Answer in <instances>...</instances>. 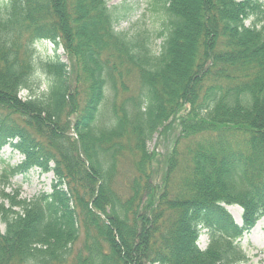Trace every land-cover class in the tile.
Returning <instances> with one entry per match:
<instances>
[{
    "label": "trees",
    "instance_id": "1",
    "mask_svg": "<svg viewBox=\"0 0 264 264\" xmlns=\"http://www.w3.org/2000/svg\"><path fill=\"white\" fill-rule=\"evenodd\" d=\"M109 2L0 0V178L53 173L0 207V264H239L264 216V0H152L159 27L133 32Z\"/></svg>",
    "mask_w": 264,
    "mask_h": 264
},
{
    "label": "rangeland",
    "instance_id": "2",
    "mask_svg": "<svg viewBox=\"0 0 264 264\" xmlns=\"http://www.w3.org/2000/svg\"><path fill=\"white\" fill-rule=\"evenodd\" d=\"M151 2L152 0H110L109 6H117L121 15L115 30L133 32L135 30L147 29L153 31L157 29L161 18L154 11H151ZM159 43L160 40L158 39L153 41L152 49L154 51H158ZM35 53L37 61L46 60L52 57L54 53H57L60 56V60L65 63L69 62L68 55L62 46H58L54 50V46L47 41L37 43ZM45 79L44 73L37 66L32 85V94H38L44 89L42 81ZM27 93V90H22L20 94L25 96ZM177 130L175 125L172 129H168L160 135L155 134L148 142V148L159 153V157L165 155L171 148ZM1 154L5 162L10 165L17 164L23 159L20 153L12 151L8 145L2 148ZM158 166L160 165H154V167ZM52 182L53 173L51 171L41 172L36 168H32L26 177L18 175L8 180L0 178V207L8 208L12 206L11 209L17 210V205H19L20 201L30 200L43 192H49ZM228 210L239 223L240 209L237 206H229ZM4 228L5 225L0 220V231L3 232ZM205 242L206 235L201 234L199 244L203 246ZM78 244L79 242L76 243V245ZM240 244L246 253V259L239 264H264V217L255 224L250 232L243 234Z\"/></svg>",
    "mask_w": 264,
    "mask_h": 264
}]
</instances>
